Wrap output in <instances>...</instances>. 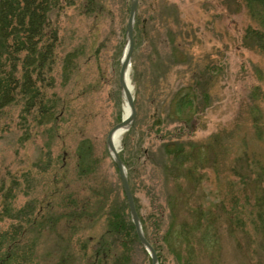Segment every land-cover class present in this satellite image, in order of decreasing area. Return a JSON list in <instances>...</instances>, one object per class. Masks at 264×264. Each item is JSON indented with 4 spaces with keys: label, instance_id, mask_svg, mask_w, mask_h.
Listing matches in <instances>:
<instances>
[{
    "label": "rangeland",
    "instance_id": "1",
    "mask_svg": "<svg viewBox=\"0 0 264 264\" xmlns=\"http://www.w3.org/2000/svg\"><path fill=\"white\" fill-rule=\"evenodd\" d=\"M85 1L57 16L52 59L9 62L19 97L0 110V259L20 243L4 264H87L105 243L122 255L133 226L106 146L123 114L130 0ZM250 27L264 33L244 0L137 2L135 117L118 154L158 264H264V42L245 39ZM34 92L43 108L27 104ZM129 243L125 264H150Z\"/></svg>",
    "mask_w": 264,
    "mask_h": 264
},
{
    "label": "trees",
    "instance_id": "2",
    "mask_svg": "<svg viewBox=\"0 0 264 264\" xmlns=\"http://www.w3.org/2000/svg\"><path fill=\"white\" fill-rule=\"evenodd\" d=\"M72 1L73 0H0V110L11 102L17 101L19 97V93L16 94V97L13 95V90L18 86L19 82L15 72L12 71L13 64H10L11 68L8 70L9 62L15 57L14 54L19 51H27L28 55H34L36 52L38 57L36 62L38 65L43 64L49 57L52 59L54 44L55 41H57L55 28L57 16L61 11H64L66 4ZM89 1L90 0L85 1V4L88 6L87 10H89V7L92 5ZM244 2L249 8V13L264 27V0H244ZM51 31L53 32L49 35ZM245 39L250 40L253 45L262 47L264 33L258 31L256 27H250L245 32ZM37 44L41 47L38 51H36ZM28 57L30 56H27V58ZM26 62H28V60ZM26 67H29L28 63ZM42 74V72L39 73V76ZM38 95L40 96V93L34 92L33 95L29 96L27 104L31 105L34 98H37L38 107L43 108L42 97ZM45 113V116L50 117L52 110H46ZM129 130H131V128ZM122 163L124 162L122 161ZM249 180L250 179H248V181ZM262 186L261 197L264 195V184ZM256 199L257 196L254 200ZM245 201H249V198L246 197ZM251 215V221H257V206L255 211L251 212ZM258 216L259 218H264V212L261 206L260 210H258ZM117 220L118 219L111 214L108 220V224L110 221L108 226L119 231L117 229L118 226L115 227V221ZM128 227L129 231L126 233V237L125 234H123L124 242L126 243L128 241V243L130 242L129 244H137L138 240L133 226L128 225ZM121 233H123V230ZM22 235L24 236V233ZM172 237L179 238V235L177 234L175 237L172 234ZM14 241L15 240L10 241L12 243L8 247L9 251L5 253L6 258L0 259L1 264L8 261L12 255L11 252L16 248V245H18L19 240L17 243ZM125 243L122 245L124 246L123 253H121L122 255L112 253L109 246L105 243V248L96 249L87 264H125V256L127 258Z\"/></svg>",
    "mask_w": 264,
    "mask_h": 264
},
{
    "label": "water",
    "instance_id": "3",
    "mask_svg": "<svg viewBox=\"0 0 264 264\" xmlns=\"http://www.w3.org/2000/svg\"><path fill=\"white\" fill-rule=\"evenodd\" d=\"M137 2L138 0H130L129 4V12H128V18L126 22V28H125V48L123 50V54L120 59V67H119V76H118V83L120 87V91L122 94V98L126 101L128 107H129V116L125 119H121L119 123L114 125L107 133L106 136V146L109 151V154L111 156L112 162L117 170L118 177L120 180L121 188L127 203L130 219L132 222V225L134 227L135 234L138 238L139 243L142 245L144 250L147 252L150 258V264H158L157 262V256L150 245V243L146 240L143 231L141 229L140 221L137 215V212L135 210V205L133 201L132 194L129 189L128 180H127V174L126 169L119 157L118 149H116L113 145V136L116 133H124L126 132L129 127L131 126L134 117H135V107L133 102V96L131 92H126L123 89V83L125 79V73H130V65H131V53H132V44H133V26H134V19L136 14V8H137Z\"/></svg>",
    "mask_w": 264,
    "mask_h": 264
},
{
    "label": "bare ground",
    "instance_id": "4",
    "mask_svg": "<svg viewBox=\"0 0 264 264\" xmlns=\"http://www.w3.org/2000/svg\"><path fill=\"white\" fill-rule=\"evenodd\" d=\"M123 89L126 91V92H131L132 91V85H131V77H130V73L129 72H126L125 73V79H124V83H123ZM123 99V98H122ZM123 114H122V119H125L129 116V107L126 103V101L123 99ZM122 136V133H116L114 136H113V145L116 149H118V144L120 142V138Z\"/></svg>",
    "mask_w": 264,
    "mask_h": 264
}]
</instances>
